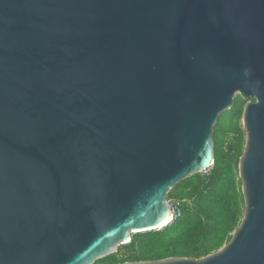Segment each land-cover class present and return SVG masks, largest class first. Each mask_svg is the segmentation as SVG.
Listing matches in <instances>:
<instances>
[{
  "label": "water",
  "instance_id": "1",
  "mask_svg": "<svg viewBox=\"0 0 264 264\" xmlns=\"http://www.w3.org/2000/svg\"><path fill=\"white\" fill-rule=\"evenodd\" d=\"M238 95L231 240L121 264H264V0H0V264H94L171 224Z\"/></svg>",
  "mask_w": 264,
  "mask_h": 264
},
{
  "label": "trees",
  "instance_id": "2",
  "mask_svg": "<svg viewBox=\"0 0 264 264\" xmlns=\"http://www.w3.org/2000/svg\"><path fill=\"white\" fill-rule=\"evenodd\" d=\"M247 101L238 95L215 126V164L178 183L169 200L182 201V215L160 229L137 233L118 252L94 264L201 258L218 251L240 225L245 209L239 162L246 145L241 123Z\"/></svg>",
  "mask_w": 264,
  "mask_h": 264
},
{
  "label": "built area",
  "instance_id": "3",
  "mask_svg": "<svg viewBox=\"0 0 264 264\" xmlns=\"http://www.w3.org/2000/svg\"><path fill=\"white\" fill-rule=\"evenodd\" d=\"M168 202H169L171 209L174 212V218L176 219L180 217L182 215V201L175 200V199H172V200L168 199Z\"/></svg>",
  "mask_w": 264,
  "mask_h": 264
},
{
  "label": "rangeland",
  "instance_id": "4",
  "mask_svg": "<svg viewBox=\"0 0 264 264\" xmlns=\"http://www.w3.org/2000/svg\"><path fill=\"white\" fill-rule=\"evenodd\" d=\"M241 123H242V119H241ZM133 237L136 238V237H137V233H135V234L133 235ZM123 247H124V249H126V246L123 245Z\"/></svg>",
  "mask_w": 264,
  "mask_h": 264
}]
</instances>
